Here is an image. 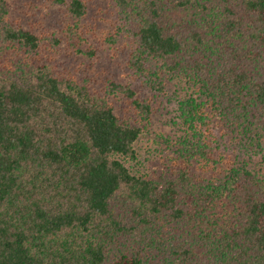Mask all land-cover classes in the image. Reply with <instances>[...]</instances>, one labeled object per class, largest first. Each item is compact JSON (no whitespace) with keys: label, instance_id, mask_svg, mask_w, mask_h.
Here are the masks:
<instances>
[{"label":"trees","instance_id":"16d2710c","mask_svg":"<svg viewBox=\"0 0 264 264\" xmlns=\"http://www.w3.org/2000/svg\"><path fill=\"white\" fill-rule=\"evenodd\" d=\"M53 1L75 69L0 0V264H264V0Z\"/></svg>","mask_w":264,"mask_h":264},{"label":"rangeland","instance_id":"374dc122","mask_svg":"<svg viewBox=\"0 0 264 264\" xmlns=\"http://www.w3.org/2000/svg\"><path fill=\"white\" fill-rule=\"evenodd\" d=\"M53 0H8L12 11L13 18L15 21L23 24V26H34L36 28H40L44 34L49 35L50 33L55 34L56 37L62 40V33L64 31V27L70 23L71 21L65 15L66 11L61 4L53 3ZM90 4L95 5L96 2L89 1ZM101 5L103 2L98 1ZM98 7V6H97ZM95 19L91 22L89 21H81L80 24L83 26L82 31L85 33V39L87 41L86 47L92 45L95 50V58L92 60L83 59L85 63H92L95 69V73L97 75H101L105 77L107 74L114 77L115 79H121L126 76L127 68H125L124 62L127 59L124 51L118 47L115 49L110 48L104 41V34L110 28L111 23L106 20L105 17H102V14H98L95 9L94 13ZM98 14V16H97ZM32 16V17H31ZM110 21V19H109ZM72 23V22H71ZM91 27L96 32L92 33L88 31V28ZM101 35V37L99 36ZM103 36V37H102ZM64 39L58 46L61 53V60L64 61L65 65L71 66L73 69L77 68V65L80 64V60L77 57L70 56L72 55V50L67 49V45L64 43ZM122 48V47H121ZM99 84L97 87L99 90L104 89L103 81L100 77H98ZM101 80V81H100ZM139 95L151 97V94L146 90L141 89L139 91ZM120 98V96H119ZM153 110H159L155 113V116L151 120L152 128L158 131H164L167 133H172L171 128L167 125L170 116L172 117V106H168L163 108L159 104L157 100H152ZM166 105V104H165ZM116 113L120 112L121 103H116ZM164 109V110H162ZM147 151H149L147 149Z\"/></svg>","mask_w":264,"mask_h":264}]
</instances>
